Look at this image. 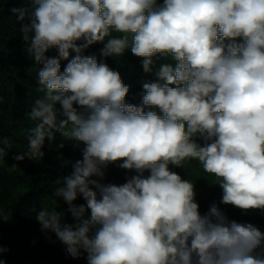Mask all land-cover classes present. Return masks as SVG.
Masks as SVG:
<instances>
[{
	"label": "clouds",
	"instance_id": "obj_1",
	"mask_svg": "<svg viewBox=\"0 0 264 264\" xmlns=\"http://www.w3.org/2000/svg\"><path fill=\"white\" fill-rule=\"evenodd\" d=\"M31 2V9L10 10L23 39L31 34L29 53L45 92L28 113L38 121L27 137L30 154L44 156L56 132L84 144L55 192L68 207L38 211L41 230L54 233L72 258L86 253L88 264H264L257 253L264 232L219 207L264 211V0ZM105 41L103 56H122L131 46L145 73L157 55L176 63L161 65L157 82L143 83L141 106L126 104L129 86L119 72L82 54ZM52 48L58 56L46 55ZM4 154L0 146V159ZM189 159L222 189L203 216L195 184L169 167ZM117 163L136 174L121 185L102 183ZM78 197L85 203H74Z\"/></svg>",
	"mask_w": 264,
	"mask_h": 264
},
{
	"label": "trees",
	"instance_id": "obj_2",
	"mask_svg": "<svg viewBox=\"0 0 264 264\" xmlns=\"http://www.w3.org/2000/svg\"><path fill=\"white\" fill-rule=\"evenodd\" d=\"M162 3L163 0H158V4ZM34 6L31 0H0V146L5 147V154L0 159V247L5 251L0 254V261L3 264H88L86 253H82L80 258H72L66 252V245L54 233L43 232L35 218L43 208H55L57 211L67 209V204L55 196V192L63 186V177L72 173L75 161L82 159L84 144L77 146L76 141L68 140L56 132L51 142L45 141L42 148L44 156L33 157L30 154L27 137L38 121L30 119L28 113L36 99L44 98L45 92L38 90L40 65L35 63L29 53L31 34L29 41L23 39L21 23L10 10L31 9ZM120 35L112 32V36ZM105 43L93 44L82 54L95 56L99 63H106L112 70L119 72L123 83L129 86L126 104L141 106L143 83L157 82L156 72L160 66L172 64L174 67L176 63L171 56L157 55L153 57L151 72L145 73L143 58L133 55L131 46L125 49L122 56L105 57L102 55ZM46 55L55 57L58 51L52 48ZM75 55L70 52L69 59ZM67 63V60L61 61V71ZM147 111L163 115L155 107L145 106ZM193 139L204 143L199 134ZM61 143L64 144L63 148L59 147ZM18 154L28 155L23 161H17L14 156ZM169 167L195 184L196 200L202 216L213 202L219 204L222 189L215 177L203 171L198 160L189 159L181 167ZM135 174L134 171L119 168L118 163L110 164L101 182L121 185ZM148 174L145 171L144 175ZM74 203L79 205L85 201L78 197ZM219 207L230 220L252 223L264 232V211L244 212L224 204H219ZM65 220L74 222L70 213H66ZM257 253L264 254L260 249Z\"/></svg>",
	"mask_w": 264,
	"mask_h": 264
}]
</instances>
